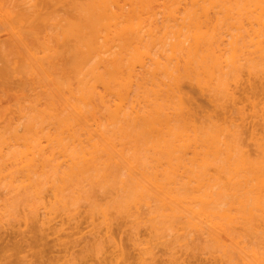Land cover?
Here are the masks:
<instances>
[{"label":"bare ground","instance_id":"bare-ground-1","mask_svg":"<svg viewBox=\"0 0 264 264\" xmlns=\"http://www.w3.org/2000/svg\"><path fill=\"white\" fill-rule=\"evenodd\" d=\"M1 94L0 264H264V0H0Z\"/></svg>","mask_w":264,"mask_h":264},{"label":"rangeland","instance_id":"rangeland-1","mask_svg":"<svg viewBox=\"0 0 264 264\" xmlns=\"http://www.w3.org/2000/svg\"><path fill=\"white\" fill-rule=\"evenodd\" d=\"M2 93H4V92H2ZM9 93H10V92H9ZM9 93H7V99H6V100L9 99V100H11L12 102H14V101H15V95H16V94L14 93V91H11L10 94H9ZM5 95H6V94H4V98L2 97V94L0 95V97H1L2 99H4V100L1 99L2 103L0 102V106H1V105H4L3 107H0V112H1L2 110H4L3 108H5L6 106H8V105L5 104V101H6V100H5ZM13 95H14V96H13ZM9 96H11V97H9ZM5 105H6V106H5ZM15 241H16V240H15ZM29 242L33 244V242H32L31 240H30ZM29 242H28V243H29ZM28 243H27V244H28ZM35 247H36V246H35ZM36 248H37V247H36ZM36 248H35V249H36ZM35 249H34V250H35ZM39 250H40V249H39ZM35 252H36V250H35ZM37 252H39V251H38V248H37ZM44 255L46 256V253H45ZM45 260H46V259H44L43 261H45ZM40 261H41V260H40ZM36 263L38 264V262H36ZM44 263L46 264L47 262H43L42 264H44ZM39 264H41V263H39Z\"/></svg>","mask_w":264,"mask_h":264}]
</instances>
